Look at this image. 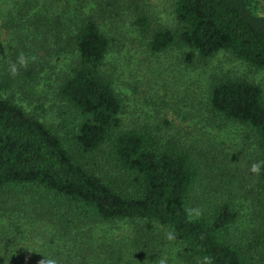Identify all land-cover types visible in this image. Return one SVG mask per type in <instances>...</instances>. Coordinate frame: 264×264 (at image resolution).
Masks as SVG:
<instances>
[{
    "label": "trees",
    "instance_id": "obj_1",
    "mask_svg": "<svg viewBox=\"0 0 264 264\" xmlns=\"http://www.w3.org/2000/svg\"><path fill=\"white\" fill-rule=\"evenodd\" d=\"M150 7V0H0V90L48 79L75 124L61 135L13 94H0V264H264L260 85L220 73L207 86L216 132L236 125L251 140L233 180L210 143L186 144L156 110L134 109L125 122L115 62L128 42L155 58L177 51L188 66L223 51L264 69L259 0H172L169 24ZM248 183L263 196L246 220ZM117 223L128 225L124 233Z\"/></svg>",
    "mask_w": 264,
    "mask_h": 264
},
{
    "label": "rangeland",
    "instance_id": "obj_2",
    "mask_svg": "<svg viewBox=\"0 0 264 264\" xmlns=\"http://www.w3.org/2000/svg\"><path fill=\"white\" fill-rule=\"evenodd\" d=\"M171 1L150 0L151 10L155 11L159 20L167 24L172 18ZM259 10L264 14V0H259ZM129 34L132 37L136 35L131 32ZM134 46L127 42L123 51L115 59L120 73L116 88L126 101L124 121H129L134 109L142 116L144 113L155 114L157 112L162 119L167 118L172 123L174 127L172 132L178 131L186 144L197 142L198 147L202 146V148L211 144L212 151H217L218 159L234 173L230 178L237 180L240 169L246 164L245 156L248 151L250 152L251 140L245 137L247 131L236 125H228L224 127L225 131L216 132L218 130L212 127L214 120L208 122L212 119L205 109L207 86L213 75L229 73L248 77L260 85L264 95V69L252 67L223 51L205 65L188 66L181 61L177 51L160 53L155 58L146 56L145 52L142 53ZM143 57L146 60L137 63ZM113 58L111 55L108 56V60L112 62ZM60 66L62 63L58 61L56 69ZM47 69L44 72L48 73ZM47 81L48 79L45 78L38 79V83L33 84L34 91L31 90L33 86L29 88L22 83L21 87L19 83H16L7 91L0 90V94L3 96L13 94L25 111L64 135L65 132L72 131L75 124L70 121L71 116L68 118L67 114L71 115V113L66 103L60 101L47 89ZM27 88H29L30 95L24 94ZM207 132L211 135L204 134ZM214 133H216L215 136ZM107 172L114 177L123 178L122 172L117 168H108ZM246 188L253 191L249 192L247 189L243 192ZM242 193H245V199L248 198L244 205L249 208L245 212L247 216L245 219L249 220V217L256 216L253 205L258 201V197L263 196V192H256V185L248 183L245 184ZM250 213L253 214L250 215ZM121 227L124 228L121 229ZM115 228H118L116 232L124 233L128 225L117 223ZM240 228L243 227L240 226Z\"/></svg>",
    "mask_w": 264,
    "mask_h": 264
},
{
    "label": "clouds",
    "instance_id": "obj_3",
    "mask_svg": "<svg viewBox=\"0 0 264 264\" xmlns=\"http://www.w3.org/2000/svg\"><path fill=\"white\" fill-rule=\"evenodd\" d=\"M13 71H15V69H13ZM258 170V167L256 165L253 166V171H257ZM161 264H164L163 261H161Z\"/></svg>",
    "mask_w": 264,
    "mask_h": 264
}]
</instances>
